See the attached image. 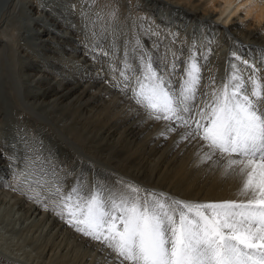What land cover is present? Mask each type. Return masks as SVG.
Masks as SVG:
<instances>
[{"label": "bare ground", "instance_id": "bare-ground-1", "mask_svg": "<svg viewBox=\"0 0 264 264\" xmlns=\"http://www.w3.org/2000/svg\"><path fill=\"white\" fill-rule=\"evenodd\" d=\"M117 1L0 0V219L26 243L1 242L0 264H118L57 215L56 187L131 182L185 201L238 198L237 178L200 163L201 141L169 132L114 85L141 52L161 70L175 53L182 72L194 40L201 93L230 64L250 74L242 60L264 76V0Z\"/></svg>", "mask_w": 264, "mask_h": 264}, {"label": "snow or ice", "instance_id": "snow-or-ice-1", "mask_svg": "<svg viewBox=\"0 0 264 264\" xmlns=\"http://www.w3.org/2000/svg\"><path fill=\"white\" fill-rule=\"evenodd\" d=\"M180 60L173 53L161 70L141 52L135 67L125 60L114 86L149 119L169 122V132L182 127V140L201 141L200 163L237 178L238 198L192 202L121 182L116 190L95 185L67 194L56 187L54 208L77 232L110 249L118 264H264V76L242 60L250 74L230 64L224 79L217 84L210 77L201 93L195 40L182 72ZM198 95L203 99L193 116Z\"/></svg>", "mask_w": 264, "mask_h": 264}, {"label": "rangeland", "instance_id": "rangeland-1", "mask_svg": "<svg viewBox=\"0 0 264 264\" xmlns=\"http://www.w3.org/2000/svg\"><path fill=\"white\" fill-rule=\"evenodd\" d=\"M118 1H119V0H118ZM118 1H117V2H118ZM87 3H88V4H87ZM89 4H90L89 1H85L84 3H82V6L78 5V9H77L76 6H72V8H73V9L76 8V9H77V12H76V13L79 15L81 11H86L87 7L91 8V7H90L91 4H90V6H89ZM86 5H87V6H86ZM67 7H68V6H67ZM80 9H81V10H80ZM157 24H164V23L157 21ZM7 38H8V37H7ZM8 40H9V38H8ZM0 210H1V209H0ZM0 212H1L0 216L3 215L2 211H0ZM1 220H3V219H2V218L0 219V223H1V224H0V243L2 242V244H3V245L5 244V245H4V246L1 245V244H0V245L3 246V247H6V248H7V246L10 247L13 243H14V244L17 243V245L20 246L19 248H21V249H22L24 246H26V243H25V242L23 243L24 240L22 239L21 236H19V234H15V233H11L12 235H10L9 233H8L9 235L7 234V232H6L7 230H6V228H3V227H4V224H3L4 221L2 222ZM5 234H6V235H5ZM16 235L19 236V237H16ZM12 237H13V238L15 237V239H13ZM16 238H18V239H16ZM7 239H8V240H7ZM12 239H13L14 241H15V240H16V241L14 242ZM21 239H22V240H21ZM17 240H19V241H17ZM20 240H21V241H20ZM10 241H11L12 243H11ZM18 242H19V243H18ZM7 243H8V244H7ZM20 244H21L22 246H21ZM23 245H24V246H23Z\"/></svg>", "mask_w": 264, "mask_h": 264}, {"label": "clouds", "instance_id": "clouds-1", "mask_svg": "<svg viewBox=\"0 0 264 264\" xmlns=\"http://www.w3.org/2000/svg\"><path fill=\"white\" fill-rule=\"evenodd\" d=\"M257 23L259 24V23H260V21H257Z\"/></svg>", "mask_w": 264, "mask_h": 264}]
</instances>
